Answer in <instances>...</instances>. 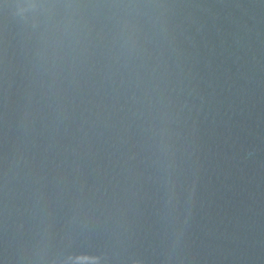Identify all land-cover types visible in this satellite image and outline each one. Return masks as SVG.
<instances>
[{"label":"water","instance_id":"1","mask_svg":"<svg viewBox=\"0 0 264 264\" xmlns=\"http://www.w3.org/2000/svg\"><path fill=\"white\" fill-rule=\"evenodd\" d=\"M0 264H264V0H0Z\"/></svg>","mask_w":264,"mask_h":264}]
</instances>
